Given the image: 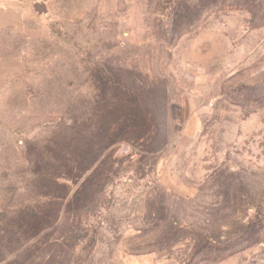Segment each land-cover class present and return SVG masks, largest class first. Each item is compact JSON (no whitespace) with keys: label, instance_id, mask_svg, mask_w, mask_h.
Returning <instances> with one entry per match:
<instances>
[{"label":"rangeland","instance_id":"374dc122","mask_svg":"<svg viewBox=\"0 0 264 264\" xmlns=\"http://www.w3.org/2000/svg\"><path fill=\"white\" fill-rule=\"evenodd\" d=\"M16 1L0 264H264V0Z\"/></svg>","mask_w":264,"mask_h":264},{"label":"crops","instance_id":"0c3cea01","mask_svg":"<svg viewBox=\"0 0 264 264\" xmlns=\"http://www.w3.org/2000/svg\"><path fill=\"white\" fill-rule=\"evenodd\" d=\"M16 0H0V51L1 32L8 29H21L24 26V14Z\"/></svg>","mask_w":264,"mask_h":264}]
</instances>
